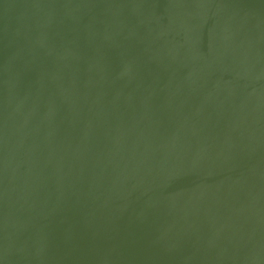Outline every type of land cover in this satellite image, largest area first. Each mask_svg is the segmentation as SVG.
Here are the masks:
<instances>
[{"label": "water", "instance_id": "water-1", "mask_svg": "<svg viewBox=\"0 0 264 264\" xmlns=\"http://www.w3.org/2000/svg\"><path fill=\"white\" fill-rule=\"evenodd\" d=\"M0 264H264V0H0Z\"/></svg>", "mask_w": 264, "mask_h": 264}]
</instances>
